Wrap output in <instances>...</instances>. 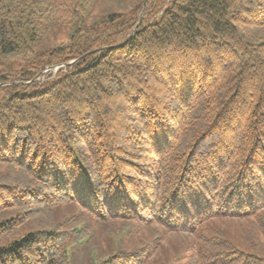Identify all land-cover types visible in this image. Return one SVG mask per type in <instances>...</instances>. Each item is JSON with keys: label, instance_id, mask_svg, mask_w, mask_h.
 <instances>
[{"label": "trees", "instance_id": "obj_1", "mask_svg": "<svg viewBox=\"0 0 264 264\" xmlns=\"http://www.w3.org/2000/svg\"><path fill=\"white\" fill-rule=\"evenodd\" d=\"M154 224L155 264H264V0H0V264H148Z\"/></svg>", "mask_w": 264, "mask_h": 264}, {"label": "rangeland", "instance_id": "obj_2", "mask_svg": "<svg viewBox=\"0 0 264 264\" xmlns=\"http://www.w3.org/2000/svg\"><path fill=\"white\" fill-rule=\"evenodd\" d=\"M57 67L54 68V70ZM46 74L52 72L49 70ZM43 78V77H42ZM152 236H156L159 238V243L155 246V251L153 253V257L150 258L148 264H155L153 259L157 258L159 260H164L165 254L173 253L174 249L181 247L184 245L188 239L190 238L188 233L185 232H176V231H165L159 225H152L150 228L142 227L136 233V239H141L142 241H146L147 239L151 238ZM137 239V240H138Z\"/></svg>", "mask_w": 264, "mask_h": 264}, {"label": "water", "instance_id": "obj_3", "mask_svg": "<svg viewBox=\"0 0 264 264\" xmlns=\"http://www.w3.org/2000/svg\"><path fill=\"white\" fill-rule=\"evenodd\" d=\"M145 4V2L143 3V5ZM140 20L141 19H139V21H138V23H137V25H139L140 24ZM88 53V52H87ZM86 54V53H85ZM84 55V54H83ZM77 59H74V60H70V61H68V62H66V64H71V63H73L74 61H76Z\"/></svg>", "mask_w": 264, "mask_h": 264}]
</instances>
